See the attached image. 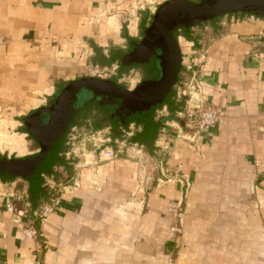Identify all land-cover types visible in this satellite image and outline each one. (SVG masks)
Returning <instances> with one entry per match:
<instances>
[{
  "label": "crops",
  "instance_id": "crops-1",
  "mask_svg": "<svg viewBox=\"0 0 264 264\" xmlns=\"http://www.w3.org/2000/svg\"><path fill=\"white\" fill-rule=\"evenodd\" d=\"M134 1L0 0V143L24 152L0 156L37 149L24 118L52 101L59 85L95 76L80 73L88 55L94 71L103 65L113 73V57L137 39L165 0H149L153 5L136 18H125L122 12ZM177 38L182 61L192 62L200 96L223 114L214 128L199 133L198 148L187 145L180 137L184 101L177 100L176 88L173 107L158 111L169 112L170 119L154 117L159 130L149 145L133 143L141 151L159 147L165 166L181 164L190 180L180 260L264 264V17L230 13L185 27ZM28 141L35 149L27 150ZM123 147L107 161L92 155V161L79 163L76 182L61 188L59 206L33 222L42 256L23 234L28 219L17 223L6 210L11 193L0 179V264H165L166 206L178 196V184L139 185L133 147ZM254 160L261 163L257 169ZM131 195L145 197L142 215L127 208Z\"/></svg>",
  "mask_w": 264,
  "mask_h": 264
},
{
  "label": "water",
  "instance_id": "water-1",
  "mask_svg": "<svg viewBox=\"0 0 264 264\" xmlns=\"http://www.w3.org/2000/svg\"><path fill=\"white\" fill-rule=\"evenodd\" d=\"M238 11L264 15V0L163 1L153 13L151 23L143 29V42L133 45L131 51L137 59L141 48L145 46L144 42L159 41L166 61L159 80L143 81L132 90L113 80L95 76H83L68 81L57 94L45 120L39 118L40 110L24 118L28 132L39 142L41 151L30 157L0 159V171L18 172L23 176L29 172H36L38 175L51 173L52 166L58 160L66 128L77 111V97L83 93L97 98H115L119 104L132 105L133 111L127 119H124L125 113L122 112L117 111L113 115L114 118L117 115L123 117L121 123L124 126L133 121L143 122L144 127L154 123L156 108L173 107L170 90L178 79L181 67V49L171 30ZM140 106L139 115L133 118L131 114H135ZM37 178L41 180L42 177Z\"/></svg>",
  "mask_w": 264,
  "mask_h": 264
},
{
  "label": "rangeland",
  "instance_id": "rangeland-1",
  "mask_svg": "<svg viewBox=\"0 0 264 264\" xmlns=\"http://www.w3.org/2000/svg\"><path fill=\"white\" fill-rule=\"evenodd\" d=\"M149 0H135L134 3H131L129 6V9L122 14L124 15L125 18H136V16L139 14V11H141L140 9L142 8H146L149 5H153L151 3H148ZM237 13V12H236ZM234 14V13H233ZM229 15V14H228ZM222 17V16H221ZM182 48L183 50L187 48L186 45H184V42L182 41ZM181 49V48H180ZM98 53V52H97ZM94 56L96 57L97 55L94 53ZM92 55H88L85 60H83V66H82V71L80 72L81 75H95V77H101V78H108L111 75H113L114 73L110 72L108 69H103V65L99 66V70L98 71H94L95 68V62L92 61ZM96 59H98L96 57ZM98 61V60H97ZM186 61V60H185ZM186 63H190L192 64V62H186ZM114 64L117 65V63L115 62ZM109 65V64H108ZM107 65V66H108ZM108 67L111 68V66L109 65ZM184 68V72L182 73L183 78H181L182 82L179 84V87L177 86V94L179 95L177 97V100L182 99V101H184L183 103V107L186 105V101H188L189 97L186 95H182L179 94L180 89H184L186 88L188 81L191 79V75H190V70H188L185 67ZM112 70V69H111ZM116 70V69H113ZM112 70V71H113ZM139 72L137 71H128V73H126V75L121 76L119 75L117 77L118 81L121 83H126L129 87H132L136 81L139 79ZM201 90V89H200ZM199 90V92H200ZM81 95V94H80ZM83 98L87 99L90 96L87 95L86 93L82 94ZM189 95V94H187ZM185 96V98H184ZM78 104V103H77ZM182 107V108H183ZM94 110H96V106L93 107ZM93 113V115H92ZM91 114H86L83 113L81 116H79L77 118L76 121V127H73L69 134L67 135L66 138V144L64 146V152L65 154H62L63 157V161L65 162V165L62 166L60 164L57 163V165L54 167L53 169V173H54V177L53 179H50L51 181L48 183L47 182V178L43 179L46 183L45 187L48 188V192H50V197L53 196H60L61 192H62V187L64 185H69L71 183L76 182V177H78V172H79V163L82 162H86L87 159H92V155H97L99 157V160H101L102 162L107 161L104 155H100V151L105 147V146H109L111 147L112 145H114L115 147H113V149L116 151L118 149V146H123V148H127L129 146L133 147L130 149L129 154L131 156L132 159L136 160L137 162V169H136V173H137V180H138V184L142 185L145 184L146 182H156L157 184H169V182L166 181V179H163V182H159V174H155V170H154V177H146V173L151 170V167L154 164V161L159 160L165 156H159V151L157 150V146H154L152 149L147 148L148 151L151 152L150 154H147V149H143V151L138 152V149H140L139 145H134L133 142H131L130 138H131V134H123V136H121L120 138H118L115 142H111L109 139V133H110V129L108 127H96L94 125V121L96 119V116L98 115V112H92ZM163 113V114H162ZM161 112H157L156 113V117L157 119H161V117H165V119H170L169 117V112H165V110H162ZM168 113V114H166ZM164 115V116H162ZM171 124L172 120H169ZM163 125V124H162ZM177 125V124H176ZM179 125V123H178ZM173 126V125H172ZM179 130V126H174ZM10 129V128H9ZM139 129L138 126L132 124L128 127V131L130 133H132V136L137 132V130ZM12 131H16L17 128L12 127L11 128ZM183 130L184 127H183ZM10 131V132H12ZM182 132H180L181 134ZM18 134V133H17ZM21 134L16 135V138H20ZM22 137V135H21ZM158 137V143H159V135ZM7 142V141H5ZM26 146L28 147V151H31L33 149H35V144L33 142H27ZM9 144H1L0 143V151L4 152L5 155L9 152L14 151V154L19 155L24 153L22 149H15L14 147H12ZM25 149V151H27ZM0 152V153H2ZM63 152V153H64ZM118 156L119 153H116ZM1 155V154H0ZM150 155V156H149ZM115 156V157H116ZM114 157V158H115ZM92 161V160H91ZM256 161L258 160H254V165L255 168L257 169L261 163L260 161L259 164L256 163ZM141 162H144V166H141ZM143 169H142V168ZM45 177H49V176H45ZM150 178V179H149ZM54 180V181H53ZM2 181V180H1ZM54 182V183H53ZM48 183V184H47ZM170 183H177V182H170ZM190 183V180H189ZM178 184V183H177ZM49 185H52L49 186ZM191 187V183L189 184V186L187 187H183L182 189V193H181V189L180 186L178 184V196L175 198L170 199L167 202V206H166V212H167V218H168V227H167V238L169 240V244L167 249L164 252L165 255V260L166 263L165 264H187V259L186 261L184 260H180V256L182 253V235L184 234L183 231V225H184V205L186 202V199L189 195V190ZM59 188L61 189V191H59ZM8 192L9 193H14L16 196H24V194H27V184L22 180V179H18L16 182H14L13 184H9L8 187ZM24 189V190H23ZM11 191V192H10ZM182 195V198H179V195ZM23 202H27V200L25 201V197L23 198ZM180 199V200H179ZM128 201H131V203L133 204L132 207H127L130 208L129 211L136 213V214H140L141 215L145 212L146 210V199L145 197L141 196L136 197L134 195H131L128 199ZM20 203H22V201H20ZM169 203L172 204H176L178 211H179V215L175 216L173 214H171L168 211V205ZM25 204V203H24ZM135 204H139L140 206H136ZM138 211V212H137ZM172 226H176L177 230L171 235L170 234V228ZM38 240V238H37ZM40 242V247H38L36 245V252L39 253L40 256L43 255V243L41 240H38ZM32 264H34L32 262Z\"/></svg>",
  "mask_w": 264,
  "mask_h": 264
},
{
  "label": "flooded vegetation",
  "instance_id": "flooded-vegetation-1",
  "mask_svg": "<svg viewBox=\"0 0 264 264\" xmlns=\"http://www.w3.org/2000/svg\"><path fill=\"white\" fill-rule=\"evenodd\" d=\"M192 1H199V0H192ZM151 21H152V17L149 21V24L151 23ZM184 28L185 27H180L178 29L173 28L171 31L174 34V36L177 38L178 32L184 31ZM144 36L145 35L142 31L140 33V35L137 37V39L130 42V44L127 46V48L124 51H122L121 53H119L118 60L116 62L117 63L116 68H115L116 70L113 71L114 74L108 78H105V79L113 80L116 83L120 84L121 86H123L129 90L134 89L143 81L159 80L160 76L162 75L163 67H165V65H166L164 51H163V48L160 46L159 41L154 40V41H150V42H144L145 46L143 48H141V50L137 56V59L131 53L132 46L135 44L142 43L144 40ZM177 40H178V38H177ZM181 55H182V52H181ZM182 58H183V56H182ZM122 62H124V65H123L124 70L121 69ZM131 70L139 72L140 75H139V79L136 81V83L132 87H129L126 83L119 82L117 77L119 75L124 76V75H126V73H128V71L131 72ZM182 72H183V64H182V60H181V67H180V71L178 74V79H177L176 83H174L171 86V90H170L172 98L175 97L176 88L181 83V80H180L181 76L180 75ZM75 79H77V78H75ZM65 84L63 85V87L65 86ZM87 95L90 96L87 99L83 98L82 94L77 97L78 108H77L76 113L73 115L71 121L69 122V124L66 128L64 139H63V142L61 144L60 151H59L58 159L62 158V154H65V152L62 151V149L64 148V146L66 144L67 135L69 134L70 130L73 127H76L77 118L79 116H81L83 113H86L88 115V114H91L92 112L97 111L98 115L96 116V119L94 121V125L96 127H101V126L102 127H108L110 129V132H111V131H114L115 129L125 127L121 123V119L123 117H121L120 115L119 116L117 115L116 118L113 117V115H115V113L117 111L120 113L122 112L123 114L125 113L124 119H127L129 117L130 113L133 111L132 105H129V104L125 105L123 103L119 104V103H117L119 101H117L115 98H110V97L108 98L106 96H103L101 98H97V97L93 96L92 94H87ZM56 96H55V98H56ZM55 98L53 99V101L50 100V102H48L45 106H43L39 109H36V110H40V115H39L40 119L45 120L48 117V110L51 107V105L53 104ZM94 106L97 107L96 110H94V108H93ZM162 108H163V106L156 108V110L154 112V117H156V113ZM36 110L32 111L31 113L35 112ZM139 110H141V106L138 107V110L135 112V114H131V115H133V118H135L136 116L139 115V112H140ZM31 113H29L28 115H30ZM92 115H93V113H92ZM155 121L159 124L158 120H155ZM131 124H134L140 128L139 131L137 130L136 134L143 131V127H144L143 122H134L133 121V122H130L128 125H126V127H128ZM146 133H147V136L149 135V137H150L151 131L146 130ZM29 135L31 136L30 133H29ZM31 138L37 144V149L35 151L28 153V154H25V155H22V156H19V157H17V156H13V157H6V156L2 157V156H0V159H7V158L8 159H16V158H20V157H30L32 155H36L37 153H39L41 151V147H40L39 142L35 138H33V136H31ZM56 165H57V161L52 166L51 172L53 171V169ZM3 172L4 171H0V173H3ZM6 172H12V171H6ZM13 173H16L19 175V177H17V178L22 179L27 184V188L29 186H33L34 184H36V181L38 179L37 177L43 178V177H45V175L50 174V173L49 174L42 173V174L38 175L36 172H29L23 176L18 172H13Z\"/></svg>",
  "mask_w": 264,
  "mask_h": 264
},
{
  "label": "built area",
  "instance_id": "built-area-1",
  "mask_svg": "<svg viewBox=\"0 0 264 264\" xmlns=\"http://www.w3.org/2000/svg\"><path fill=\"white\" fill-rule=\"evenodd\" d=\"M183 66L190 70L193 69V65L190 63H186L182 61ZM200 85L199 82L193 74L191 79L188 81L186 88L183 90L180 89L179 94L186 95L189 97L188 101H186V105L179 112V116L184 121V129H181L182 133L180 137L185 141V143L192 147H199V143L197 142L199 138V133L203 130L212 129L218 123L219 119L222 116V111L218 109L216 106L209 104L200 96ZM177 94V93H176ZM189 94V95H187ZM197 94V96H195ZM179 96L178 94L176 95ZM196 99V101H195ZM129 133V132H127ZM191 133V134H190ZM118 150H114L113 147L105 146L101 151L100 155H104L106 159H112L117 154ZM141 150H138L140 152ZM259 164L258 161H256ZM63 166V165H62ZM141 166H144V162H141ZM141 167V168H142ZM143 169V168H142ZM158 170L159 173V182H163V179H166L167 182H177L180 186V189L183 187L189 186V179L187 175L183 172L182 165L177 164L173 168H168L165 166L164 159L161 158L159 160L154 161L151 170H149L146 174V177H154V170ZM49 177L47 178V182L49 183L54 177L53 171L49 175H45ZM150 179V178H149ZM54 181V180H53ZM47 183V184H48ZM54 183V182H53ZM8 187L11 183H5ZM46 185L44 181V186ZM47 186V185H46ZM52 187V185H49ZM59 191L61 189L59 188ZM182 193V189L180 190ZM179 195V198H182V195ZM25 197V201L27 200L28 195L25 193L24 196H16L14 193H11L10 198L5 203L6 210L12 214H14V221L19 223L23 218H27L26 223L23 227V234L30 240L35 241V244L40 247V242L37 240V230L33 225L35 220L43 221L57 206L60 204V196L56 195L51 197L48 201L41 203L34 211L33 218H29L26 214L28 213V204L27 202H23V198ZM179 199V200H180ZM22 201V203H20ZM19 203V204H18ZM25 203V204H24ZM168 211L175 215H179V211L176 204L169 203ZM177 230L176 226H172L170 228V234L172 235ZM34 263V262H33Z\"/></svg>",
  "mask_w": 264,
  "mask_h": 264
},
{
  "label": "trees",
  "instance_id": "trees-1",
  "mask_svg": "<svg viewBox=\"0 0 264 264\" xmlns=\"http://www.w3.org/2000/svg\"><path fill=\"white\" fill-rule=\"evenodd\" d=\"M239 12V11H238ZM245 14H248L250 12H244ZM253 15H256V16H261V17H264V15H261V14H254V13H251ZM221 17V16H220ZM218 17V18H220ZM218 18H215V19H218ZM215 19H212V20H215ZM212 20H204V21H201L202 22H210ZM143 31V30H142ZM118 55L119 54H116L114 57H113V60H118ZM113 60L110 61V63L113 62ZM124 62H122L121 64V69L124 70ZM65 83L61 84L58 86V90H57V93L58 94L63 85ZM54 99V98H53ZM52 99V101H53ZM145 126V125H144ZM127 127H122V128H118V129H115L114 131L111 132L110 134V138L112 141H114L115 139L117 138H120L121 136H123V134L127 131L126 129ZM159 129V124L155 121L154 123L152 124H149L148 126L146 127H143V131H141L140 133H135L133 136L131 135V142H139V143H143V144H147L149 145L151 143V138H154L157 130ZM146 130L148 131H151V135L149 137V135L147 136V133H146ZM31 138V137H30ZM62 151H64V148L62 149ZM2 157H5V156H2ZM57 163L60 164V165H65V162L63 161V157L58 159L57 160ZM66 166V165H65ZM17 177H19L18 174L16 173H13V172H3V173H0V179L3 180L4 182H12L14 181ZM48 188H46L44 186V180L43 178H41V180H37L36 181V184H34L33 186H29L28 187V197H27V204H28V214H29V217L33 218L34 215H33V211L43 202L47 201L49 198H50V192H48L47 190ZM37 221V220H36ZM37 226H38V223H36ZM38 229V227H37Z\"/></svg>",
  "mask_w": 264,
  "mask_h": 264
},
{
  "label": "bare ground",
  "instance_id": "bare-ground-1",
  "mask_svg": "<svg viewBox=\"0 0 264 264\" xmlns=\"http://www.w3.org/2000/svg\"><path fill=\"white\" fill-rule=\"evenodd\" d=\"M195 96H197V94H195Z\"/></svg>",
  "mask_w": 264,
  "mask_h": 264
}]
</instances>
